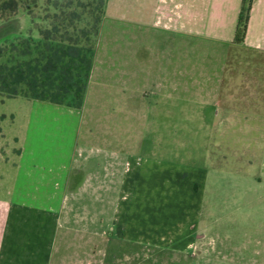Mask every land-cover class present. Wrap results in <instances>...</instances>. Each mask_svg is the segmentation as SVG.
I'll return each mask as SVG.
<instances>
[{"label":"crops","instance_id":"1","mask_svg":"<svg viewBox=\"0 0 264 264\" xmlns=\"http://www.w3.org/2000/svg\"><path fill=\"white\" fill-rule=\"evenodd\" d=\"M161 1L170 8L167 17L162 12L165 6L158 8L157 22L172 29V40L181 47L172 54V86L161 80L148 86L142 79L128 84L123 100L135 102L137 109L153 100L155 107L169 110L172 100V125L192 123L191 114L176 113L186 109V104L177 108L178 102L192 101L205 111L198 114L200 125H209L208 110L219 119L217 125H225L230 111L241 107L257 111L256 125L262 126L264 0H254L242 43L234 40L242 0ZM98 50L99 44L95 60ZM93 74L92 70L90 84ZM126 77L138 79L134 73ZM239 93L254 97L240 103L234 98ZM239 123V119L228 122ZM70 153L57 151L51 163L44 153L38 160H25L26 179L9 187L10 197H0V264H144L149 248L169 255L162 264H264V243L229 248L213 244L212 237L208 240L200 215L209 174L203 164L188 171L177 156L172 162L160 158L162 162L144 166L139 157L134 161L114 154H80L83 158H78L76 152ZM52 201L60 205L63 201H162L172 203V215L162 214L168 223L161 226V213L113 214L112 208L108 213H50L45 207ZM127 204L130 209L133 203ZM178 213L183 215L180 220ZM145 220L150 229L145 228ZM172 254H184L185 261L172 263Z\"/></svg>","mask_w":264,"mask_h":264},{"label":"rangeland","instance_id":"2","mask_svg":"<svg viewBox=\"0 0 264 264\" xmlns=\"http://www.w3.org/2000/svg\"><path fill=\"white\" fill-rule=\"evenodd\" d=\"M169 6L161 0H106L98 56L84 110L0 93V197H10L9 187L26 179L25 160H38L42 153L49 157V163L57 151L64 150L76 152L78 158L80 154H114L134 161L139 157L144 166L159 162L160 158L172 162L177 156L188 171L200 163L209 170L200 206L201 225L208 232V240L212 237L213 244L220 247L260 246L264 243V116L263 125H256L257 111L240 107L229 113V120L239 119V125L231 126L229 120L217 125L219 119L208 110L209 125L205 126L197 122L198 114L205 111L196 108L192 101L178 102L177 108L186 104L187 110L176 113L191 114L192 123L172 125V100L170 110L155 107L153 100L139 109L135 102L123 100L129 92L128 84L142 79L148 86L159 80L172 86V54L181 47L172 40V29L157 22L158 8H163V16L167 17ZM31 26L32 17L21 9L0 21V43L27 35ZM132 73L138 79L126 77ZM253 97L234 95L240 103ZM261 112L264 115V109ZM127 202L133 203L130 209ZM137 202L63 201L61 206L52 201L45 208L50 213L66 214H86L90 210L108 213L110 208L113 214L144 216L142 213L147 212L146 216L152 217L161 213V226L168 223L162 214L172 215V203ZM182 217L177 214L178 220ZM144 225L151 228L148 220ZM184 259V254H172V263ZM167 260L169 255L149 248L142 261L162 264Z\"/></svg>","mask_w":264,"mask_h":264},{"label":"trees","instance_id":"3","mask_svg":"<svg viewBox=\"0 0 264 264\" xmlns=\"http://www.w3.org/2000/svg\"><path fill=\"white\" fill-rule=\"evenodd\" d=\"M253 2L242 0L237 43L246 39ZM21 9L32 17V26L27 35L0 43V93L81 108L106 0H0V21Z\"/></svg>","mask_w":264,"mask_h":264}]
</instances>
